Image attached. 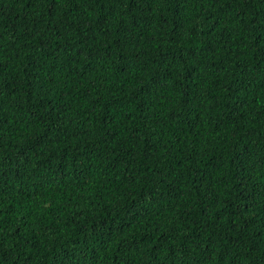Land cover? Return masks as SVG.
<instances>
[{
    "label": "trees",
    "instance_id": "trees-1",
    "mask_svg": "<svg viewBox=\"0 0 264 264\" xmlns=\"http://www.w3.org/2000/svg\"><path fill=\"white\" fill-rule=\"evenodd\" d=\"M0 264H264V0H0Z\"/></svg>",
    "mask_w": 264,
    "mask_h": 264
}]
</instances>
